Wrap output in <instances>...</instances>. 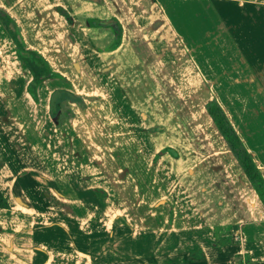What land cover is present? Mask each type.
<instances>
[{"label":"rangeland","instance_id":"rangeland-1","mask_svg":"<svg viewBox=\"0 0 264 264\" xmlns=\"http://www.w3.org/2000/svg\"><path fill=\"white\" fill-rule=\"evenodd\" d=\"M116 1L112 10L121 24L122 45L100 53L89 38L102 30L85 15L83 4L58 0L68 15L62 23L69 29L63 35L70 45L66 40L63 45L70 56L61 51L63 58L56 56L59 61L51 66L67 75L70 88L51 89L62 84L59 80L42 82L36 101L25 102L22 84L12 82L10 75L22 83L28 74L19 65L12 67L1 44L0 185L12 205L21 201L26 209L23 214L12 207L0 212L7 238L0 240V264H142L141 258L145 264H165L168 258L154 255L153 249L171 241L159 236L197 217L201 220L199 213L206 215L208 208L220 216L244 208L254 193L203 103L211 98L220 103L232 124L239 126L235 130L250 155L262 153L264 161V98L257 110L259 104L250 97L252 82L239 97L244 106L236 96L220 95L217 78L227 75L219 72L222 47H214L223 34L246 44L251 55L258 52L252 24L264 26V6L256 9L260 14L251 22L252 16L242 11L253 10V5L209 0L218 12L210 17L220 19L213 34L200 29L201 17L192 12L202 10L204 3L156 0L179 32L194 36L195 47L185 48L176 36L161 40L148 30L146 41L132 39L135 30L131 32V21L120 5L130 7L141 24L147 20L136 0ZM91 2L104 7L98 0ZM35 12L39 17L51 15L49 9ZM49 26L44 23L39 40L47 46L48 33V45L60 49L62 29L48 32ZM225 27L228 32H223ZM1 30L6 34L0 23ZM247 32L253 38H241ZM73 43H78L80 54ZM259 50L264 60V46ZM241 54L249 55L244 50ZM208 75L214 78L210 81ZM210 83L219 89L210 90ZM253 106L256 111L251 113ZM26 219L34 221L33 237L26 242L30 251L17 245L25 239L12 240L8 234L14 223ZM8 242L11 248H5Z\"/></svg>","mask_w":264,"mask_h":264},{"label":"crops","instance_id":"crops-1","mask_svg":"<svg viewBox=\"0 0 264 264\" xmlns=\"http://www.w3.org/2000/svg\"><path fill=\"white\" fill-rule=\"evenodd\" d=\"M42 1L44 2L42 3ZM68 1L69 0H66V2ZM98 1L104 4L103 8L100 6L96 7V5L92 4L91 0H78V2H80V5L83 4L84 10L87 11L85 12V15H90L92 21H94V18L95 19L104 18V17L113 18L116 21L117 25H119V29L121 32V28H120L121 24L119 21L117 22V20L115 19L117 16L115 13H113L112 10L113 8L116 9V5L118 4L117 1L116 0H98ZM176 2H181L191 5L195 3L197 4L204 3V7L201 8L202 10L198 9L197 11V9H194L192 12L198 14L199 18L201 17L200 29L204 31L207 30L208 32L213 34L217 32L214 31V29H216L217 27L216 24L220 22V19H216V18L213 19L210 17L211 12H214V14L216 15H218V12L215 11L214 7L211 5L209 0H176ZM237 3L238 5L246 3L249 6L250 5L254 6L253 10L242 11V13H244L245 15L250 14L252 16L251 22L254 20L253 17L257 13L260 14V12L256 9L259 8L260 6H264V0H237ZM57 4H59L58 0L56 1L51 0V2L49 0H0V8L3 9L5 12H7L8 15L13 19L14 23L18 27V32L25 46L28 48L35 49L37 52H39L48 62L49 66L66 79L68 77L67 75H65V73L61 72L60 69H56L57 67L53 68L51 66V63H55L57 57L60 58V60L63 58V55H61L62 54L61 51L64 52L66 56H70V53L66 51L68 46L63 45V41L65 40L69 44L68 39L65 38L66 33H64L63 35V32H66L69 29L68 27L66 28V25H63L62 23L64 22L63 21L64 19L62 18L63 16L55 10V7L59 6ZM136 4L137 5L140 4L141 6L140 9L141 11H143L144 17L147 20L145 25L141 24L135 18V14L132 13L130 7L125 6L123 3L121 5L119 4L121 7L120 9L122 10L121 12H123V15H125L126 18L131 21L130 23V26L132 27L131 32L133 33V31L135 30L134 33L135 37L132 39L134 40L140 39L142 41H146L145 34L146 31L148 30L150 32L156 33V36L158 38H161V40H166L168 37L173 38V36L174 37L176 36L178 40L177 42H180L185 48L189 47L188 45L195 47V42H194L195 40H193L194 36L190 35V32H184L183 34L179 32L176 29L172 20L170 19V15H169L170 13H168L167 9L164 6H162L161 3H159L156 0H136ZM37 9H41V10L49 9L51 15L48 18H46V15H41L39 17L38 14L35 12ZM117 12L119 11L117 10ZM160 16H163L164 19L162 20L161 23L159 20ZM205 16L208 17V19H206ZM46 21L48 23H46ZM166 22L168 24H166ZM44 23L50 25L47 29L48 32H50L49 29L51 28L55 32L57 31L58 28L64 30V31L59 30L60 35L63 36L61 37L60 49L53 47V45L52 46L48 45L47 43L49 37L48 33L47 35H44L46 36L45 44H47V46L41 44L42 41L39 40L40 38L39 35H42L41 32L43 30L42 27L44 26ZM259 24H257L256 26L255 24H252L253 28L255 29L254 40L258 42V44L254 43L255 46L258 48V52L253 50L252 51L253 55H251L250 48H248L246 44L237 43L232 37H228L227 35H223V34L219 36L221 38L220 41L221 43L217 42L218 40H216L217 43L214 46L215 48H218V46L222 47L223 58L220 59V63H219L221 65L222 70L219 69V72H223L225 70V73L227 75V78L224 79L222 78L223 77L222 75L220 76L221 78L220 77L217 78L221 80L220 95L236 96L238 99L237 102L238 104H240V107L244 106L246 105V103L244 102L243 99L241 103L239 97L245 96L244 91H242V89L244 90L247 89L248 87L247 85L251 84L249 82H252V94L250 97L253 99L254 105L259 104L257 110L260 107H262L261 100L264 98V68H262L264 67L262 66L264 64V60L261 57L259 50L261 49L262 46H264V31L262 30L264 26H258ZM98 29H101L102 32L98 31L96 35L93 33L94 35L92 39L89 38V41H91L90 44L100 53L103 52L109 53L116 51L122 45V36L120 35L119 32L118 44H116V46H114V48L112 49H107L106 46L112 40L113 31L115 29L109 26H100V25H98ZM172 29L174 30V33H176V35L171 33V31L173 32ZM222 30L224 32V30L227 29L225 27ZM226 32H228V30ZM0 35H1L0 50L3 49V46H1V44L3 45L4 43L6 53H8V56L11 57L12 67L16 68V66L18 65L21 66L16 56L14 55L13 45L9 37L5 33H3L2 30L0 31ZM4 36L8 38L7 42L4 41L3 39L5 38ZM242 37L253 38V34L247 32V34H244V36H241V38ZM77 44L78 43L74 44L76 45V52L80 54L79 51L81 50H78ZM233 48L236 50L235 54ZM243 50L248 52L249 55L248 56L244 54L242 55L241 53L243 52ZM226 51L228 52L226 53ZM57 61H59V59ZM74 66H76L75 61L72 62V67L74 68ZM209 71L210 69L207 68L205 74H208ZM214 72L216 73L217 71L214 70ZM210 75H208L209 76L208 79L211 81L214 77L213 75L212 76ZM10 78H12L13 80L12 82H14L17 86L22 84V87L24 89L25 82L29 79V74L28 77L27 76L25 77L22 83L20 79L18 77L15 78V75L13 74L10 75ZM226 87H230V89H226ZM14 88L17 89V87ZM214 89L218 90L219 86H213L212 84L210 86V90L213 91ZM25 93L26 91L22 93L24 95L23 96L24 101L32 102L33 100L30 98V96L27 93L26 94ZM262 102L264 104L263 100ZM219 106L225 113L233 129L235 130L236 128H239L238 125L232 124L229 118V114L225 111V108H223L221 104ZM248 109L251 110L250 107ZM252 109L253 111L251 113L256 111L254 109V106L252 107ZM235 132L240 138L241 136L239 132H237V130H235ZM243 146H245L244 142H243ZM247 150L250 151L248 148ZM260 156H263V154L261 153L251 157L254 160L255 165L258 167V170H260L261 175L264 177V161L263 158H260ZM4 189H6L5 186L0 185V191L4 195L8 207H0V212L2 211L4 212L6 210L11 211V207H12V211L13 209H16V212L18 214L19 213L23 214L24 210L26 209L24 203L18 201L17 204L12 205L9 193L7 192V190ZM4 193L5 194L7 193L6 196ZM252 194H253L252 197L247 198L248 204L244 208L243 207L237 208L236 210L232 209V211L230 210L229 214L227 213V215L225 216L216 215L214 210L208 208L207 210L209 211L208 212L206 211V215L202 216V214L199 213V217H201V220L197 217V219L190 222L191 224L187 226L179 225L178 228L176 227L175 229H172L171 233H169L168 235H166L167 234L166 233L165 235L159 236L160 239L162 238V240H167V241L170 240L171 244L161 245L160 246L161 248L156 247L155 249H153L154 255H157L159 257L160 256L166 257L165 259L168 258L167 261L164 262L165 264H264V209L260 205L255 193ZM211 215H214V217ZM13 218L12 220H14ZM1 220H0V240H2L3 242V240L6 241L7 238L5 239L6 232H4L5 231L3 225V222H5L4 218H2ZM32 222H34L33 219H26V221L19 220L18 223H14V228L12 232L8 233L10 235V239L12 240L16 238L25 239L26 240L25 242L17 245H19L20 247L24 245L25 249H27L28 251H30V249L29 247H26L27 246L26 242H27V238L29 240L31 237H33L31 233ZM22 224H24L23 227H21ZM25 224L29 226L25 227ZM26 229H29V232ZM142 239L143 238H141V241ZM13 245H14L13 249H16L14 242ZM11 246L12 243L8 242V245L5 246V248L6 247L11 248ZM147 255L149 256V252L146 253L145 257ZM170 257H173V260L170 259ZM140 261L142 264L146 263V262L144 263V260L142 258L140 259Z\"/></svg>","mask_w":264,"mask_h":264},{"label":"trees","instance_id":"trees-1","mask_svg":"<svg viewBox=\"0 0 264 264\" xmlns=\"http://www.w3.org/2000/svg\"><path fill=\"white\" fill-rule=\"evenodd\" d=\"M55 10L66 20L68 19L67 13L59 6H56ZM94 20L96 19L94 18ZM0 23L3 25L6 35L9 37L13 45V52L19 64L21 67L25 68L29 74V79L25 82L24 89L33 101H36L37 99L36 87L42 82L50 84V82L53 83V81L59 80L62 81V84L59 86L53 85L51 89L56 88L62 91L65 87H67L66 82L68 84V81L57 71L53 70L39 52H37L35 49L25 46L18 32V27L14 23L13 19L1 8ZM96 26H98V24H96ZM119 32V25H117V29L113 31V41L111 40L108 43L106 46L107 49H112L114 46H116V44H118ZM67 90L70 93L73 92L72 89ZM203 105L206 113L208 114L222 139L225 141L229 151L236 159L244 177L251 185L260 205L264 209V178L261 176L258 167L255 165L250 153L243 146L240 138L215 99L211 98L205 101ZM156 156L157 154L154 153L151 157L152 160H155ZM0 207H8L7 201L1 191Z\"/></svg>","mask_w":264,"mask_h":264},{"label":"water","instance_id":"water-1","mask_svg":"<svg viewBox=\"0 0 264 264\" xmlns=\"http://www.w3.org/2000/svg\"><path fill=\"white\" fill-rule=\"evenodd\" d=\"M92 22L94 23L95 21ZM96 22L100 26H110L113 29H117V23L113 18L110 17L99 18L96 20Z\"/></svg>","mask_w":264,"mask_h":264},{"label":"flooded vegetation","instance_id":"flooded-vegetation-1","mask_svg":"<svg viewBox=\"0 0 264 264\" xmlns=\"http://www.w3.org/2000/svg\"><path fill=\"white\" fill-rule=\"evenodd\" d=\"M96 20H97V19H96ZM96 20H94V21H95L94 23H93L92 20H91V23H93V25H96V24H97ZM109 27H110V26H109Z\"/></svg>","mask_w":264,"mask_h":264}]
</instances>
